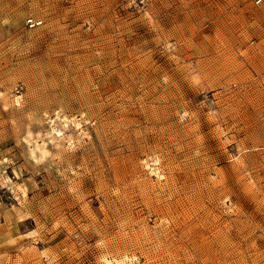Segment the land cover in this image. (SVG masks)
<instances>
[{"label":"rangeland","instance_id":"1","mask_svg":"<svg viewBox=\"0 0 264 264\" xmlns=\"http://www.w3.org/2000/svg\"><path fill=\"white\" fill-rule=\"evenodd\" d=\"M0 264H264V0H0Z\"/></svg>","mask_w":264,"mask_h":264},{"label":"built area","instance_id":"2","mask_svg":"<svg viewBox=\"0 0 264 264\" xmlns=\"http://www.w3.org/2000/svg\"><path fill=\"white\" fill-rule=\"evenodd\" d=\"M260 0H256V3H259Z\"/></svg>","mask_w":264,"mask_h":264}]
</instances>
